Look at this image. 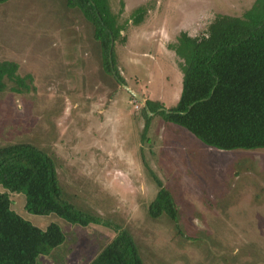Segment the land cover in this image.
<instances>
[{
	"label": "rangeland",
	"instance_id": "rangeland-1",
	"mask_svg": "<svg viewBox=\"0 0 264 264\" xmlns=\"http://www.w3.org/2000/svg\"><path fill=\"white\" fill-rule=\"evenodd\" d=\"M254 1L109 0L114 14L123 6L118 23H128L125 40L113 43L123 85L104 71L93 27L66 0L0 5V62H16L35 86L0 93V147L45 152L63 200L97 219L83 227L34 216L11 195L24 219L65 235L37 264H89L121 230L143 264H264V149L209 148L163 115L183 86V60L168 45L182 32L202 35L216 15L242 16ZM139 8L144 18L134 25ZM133 93L160 108L145 115ZM162 189L178 224L149 214Z\"/></svg>",
	"mask_w": 264,
	"mask_h": 264
},
{
	"label": "trees",
	"instance_id": "trees-1",
	"mask_svg": "<svg viewBox=\"0 0 264 264\" xmlns=\"http://www.w3.org/2000/svg\"><path fill=\"white\" fill-rule=\"evenodd\" d=\"M10 0H0V5ZM93 27L107 75L122 85L115 70L114 46L124 41L128 23H118L109 0H66ZM142 8L132 16L139 25ZM168 48L183 60L182 93L166 121L179 126L205 146L219 151L264 149V0H255L242 16L216 15L200 36L182 32ZM111 52V60L109 58ZM19 65L0 62V93H31L34 78L19 74ZM133 99V97H132ZM151 113L159 104L146 101ZM142 111L147 115L146 108ZM0 264H37L65 241L60 227L41 229L13 210L11 195H22L24 211L34 216L56 215L71 225L87 226L97 219L76 210L62 198L52 159L31 144L0 147ZM177 223L178 207L162 189L149 209ZM178 224V223H177ZM89 264H143L133 238L121 230Z\"/></svg>",
	"mask_w": 264,
	"mask_h": 264
},
{
	"label": "water",
	"instance_id": "water-1",
	"mask_svg": "<svg viewBox=\"0 0 264 264\" xmlns=\"http://www.w3.org/2000/svg\"><path fill=\"white\" fill-rule=\"evenodd\" d=\"M112 48H113V40H112V42H111V50H110V51H112ZM109 58H110V60H111V58H112V57H111V52H110V56H109ZM133 97H134L137 101L142 102L141 104L144 105L145 108L147 107L146 104L143 103V101L141 100V98H140L137 94L133 93Z\"/></svg>",
	"mask_w": 264,
	"mask_h": 264
},
{
	"label": "crops",
	"instance_id": "crops-1",
	"mask_svg": "<svg viewBox=\"0 0 264 264\" xmlns=\"http://www.w3.org/2000/svg\"><path fill=\"white\" fill-rule=\"evenodd\" d=\"M16 63V62H15Z\"/></svg>",
	"mask_w": 264,
	"mask_h": 264
}]
</instances>
